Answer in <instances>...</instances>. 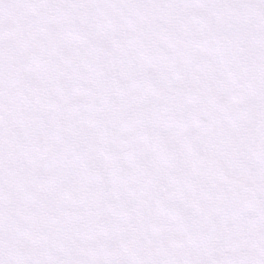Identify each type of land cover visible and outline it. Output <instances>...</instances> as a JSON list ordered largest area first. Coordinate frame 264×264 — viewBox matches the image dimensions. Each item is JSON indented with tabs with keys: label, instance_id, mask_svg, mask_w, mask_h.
Segmentation results:
<instances>
[{
	"label": "snow or ice",
	"instance_id": "6c2138e0",
	"mask_svg": "<svg viewBox=\"0 0 264 264\" xmlns=\"http://www.w3.org/2000/svg\"><path fill=\"white\" fill-rule=\"evenodd\" d=\"M0 264H264V0H0Z\"/></svg>",
	"mask_w": 264,
	"mask_h": 264
}]
</instances>
